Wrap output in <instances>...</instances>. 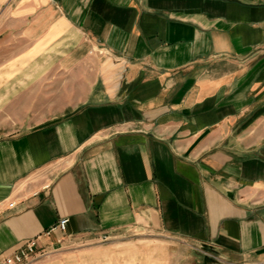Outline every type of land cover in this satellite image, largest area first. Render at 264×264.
Wrapping results in <instances>:
<instances>
[{"label": "crops", "instance_id": "0c3cea01", "mask_svg": "<svg viewBox=\"0 0 264 264\" xmlns=\"http://www.w3.org/2000/svg\"><path fill=\"white\" fill-rule=\"evenodd\" d=\"M32 239L264 264V0H0V264Z\"/></svg>", "mask_w": 264, "mask_h": 264}, {"label": "built area", "instance_id": "2783aa9c", "mask_svg": "<svg viewBox=\"0 0 264 264\" xmlns=\"http://www.w3.org/2000/svg\"><path fill=\"white\" fill-rule=\"evenodd\" d=\"M50 183H46L43 186V189H49ZM7 207L12 208L16 204L15 201H9L6 203ZM68 218H62L58 223L51 229V231H65L68 225ZM203 252V251H202ZM47 255L46 253L41 254L40 256ZM35 256H39L38 251V242L37 239L29 240L21 249L18 251L4 256L1 264H27Z\"/></svg>", "mask_w": 264, "mask_h": 264}]
</instances>
